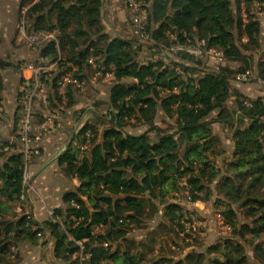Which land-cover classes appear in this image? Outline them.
Here are the masks:
<instances>
[{"label": "trees", "instance_id": "obj_1", "mask_svg": "<svg viewBox=\"0 0 264 264\" xmlns=\"http://www.w3.org/2000/svg\"><path fill=\"white\" fill-rule=\"evenodd\" d=\"M141 1L154 43L148 48L157 57L177 42L204 41L227 59L238 60L236 32L240 39L247 36L253 47L260 46L262 25L255 20L253 7L264 0ZM29 3L22 0L20 7ZM103 7V0H41L29 11L31 30L55 33L60 43L59 48L51 42L41 49L51 61L62 59L58 70L45 78L52 107L65 110L78 103L79 90L69 85L64 98L58 82L74 68V78L90 82L91 59L104 68V75H113V82L107 116L98 117L105 124L103 130L101 124L86 123L57 160L67 178L77 179L80 186L64 194L63 206L54 210L56 222L38 224L31 215L16 214L13 220H2L0 264L8 254H17L19 243L39 244L46 236L54 241V256L61 264H249L245 244L254 247L255 258L264 264V242H259L264 240V98L247 106L243 100L248 99L236 95L235 107L230 108L231 82L237 74L226 64L212 72L202 68L201 60L185 54L180 60L194 62V67L173 61L168 65L159 58L141 63L137 42L105 32ZM23 65L0 57V114L2 72ZM255 69L264 84V57ZM158 111L175 119V132L154 127ZM215 113L217 122L233 132L232 159L224 171L214 163L222 144L210 121ZM133 120L145 122L150 132L127 133ZM151 131L157 132L156 141ZM5 147L10 145L0 142V160ZM25 167L20 152L0 165V217L15 213L23 204ZM213 186L233 237L178 262L151 259L161 236L184 228L185 208L170 198L184 189L191 202L206 203ZM161 213L163 222L146 239L129 238L133 229H145ZM240 213L247 221H240Z\"/></svg>", "mask_w": 264, "mask_h": 264}, {"label": "rangeland", "instance_id": "obj_2", "mask_svg": "<svg viewBox=\"0 0 264 264\" xmlns=\"http://www.w3.org/2000/svg\"><path fill=\"white\" fill-rule=\"evenodd\" d=\"M30 2V0H29ZM122 11V9H121ZM253 14L255 16V20L259 21L262 25V34L260 37V46L259 47H253L252 44L249 43V39L247 36L240 39L239 34L236 32L237 37V45L240 48L241 52V59L233 60L228 58L225 62L226 66L231 67L236 72V77L241 74L242 70H249L251 77L246 82H238L233 79L231 82V92L233 94V97L230 99L228 105L230 108L235 107V103L237 102V96L240 95V97L247 98L248 100H256L258 98H264V84H262L256 73V65L259 62V60L264 57V2H257L253 7ZM245 15V14H244ZM247 17L245 15V22H247ZM31 23V22H30ZM129 24L126 22V25ZM105 32L107 31L106 27H104ZM109 35L111 37H118V31L115 28L108 29ZM126 40H134L137 42V44L142 48L139 54V60L141 63H145L148 61L149 57L156 58L153 52H150V48L148 44H145L134 38L133 36H130L128 34H124ZM15 38L12 46V42L4 43L0 46V56L7 60L8 62H12L13 64H31L36 63L38 60L37 53L39 52L38 49H31L29 48L25 42L21 41L19 42L20 37V15H18V21H17V30L15 33ZM17 36V40H16ZM12 38V39H13ZM10 39V41H12ZM173 40H176L175 37H172ZM143 47H147L146 50H144ZM16 51L13 52V49ZM27 56V57H20L19 55ZM25 54V55H23ZM183 54H175L171 53L170 58L173 62H177L182 65L194 67V62L189 61H183L180 60V56ZM197 59V58H196ZM202 62V68L205 70H212L214 69V62L211 60H208L206 58H198ZM198 60H196L197 62ZM196 64V63H195ZM13 69V68H12ZM16 69V68H15ZM94 71V68L90 70V74H88L90 78L88 89L85 90V92L82 93L81 99H78V108L79 109H68L70 110L69 119L74 124L77 125L79 123H97L101 124L100 128L103 130L105 124L102 123L98 117H101L102 115L107 116V110L109 107V97L107 92H109L111 87V82L109 81L110 78H103L100 77L98 74H96V71ZM13 71V70H12ZM9 72V71H8ZM4 77H7V81H4L5 83V92L9 96V94L14 97H16V88H15V82L13 80V73L9 72L8 74L3 73ZM128 84H131L132 81H127ZM17 86V84H16ZM237 95V96H236ZM18 94H17V108L16 110L11 107L10 110H7L5 105V114H3V118L0 117L1 123H0V142L1 143H8L10 147H5L4 149V157L1 158L0 165L3 164L7 158L6 154L7 152H13L11 149L16 151V148L19 147V143L17 141V131H13V110L16 111V119L18 120L20 117V107L18 103ZM66 110V109H65ZM67 111V110H66ZM99 115V116H98ZM104 117V116H103ZM218 114L215 113L211 116L210 121L212 122V128L214 131V134L219 136L222 140V144L218 146L217 152L220 153L218 157L214 158L215 165L220 168L222 171H224L225 165L232 159L233 154V132L229 130L226 126L223 124H220L217 122ZM18 122V121H17ZM145 122H137L136 120H133L130 122V125L125 129V131L132 135H142L144 133L150 132V127L148 125H144ZM72 125V127L74 126ZM176 122L175 119H171L167 117L164 113L161 111H158L156 114V118L154 121V127L158 128L162 131H176ZM16 133V134H15ZM71 136V135H70ZM150 137L153 141H156L157 139V132L151 131ZM70 138V137H69ZM13 139V141H11ZM68 141H66V144H68ZM12 142V144H11ZM18 150V149H17ZM43 153V152H42ZM42 158V156H41ZM41 158L34 159L29 167V174L31 175V178L33 176V164L41 162ZM40 168V166H39ZM32 183V180H31ZM185 186V184H184ZM213 195L210 201L206 203L198 202L193 203L191 202V198L189 197V194L183 189L181 193L174 195V197H171V201L173 203L182 204V206L185 208L186 218L183 221V229H175V233H169L166 232L167 235L161 236L157 242L156 248H155V255H151L152 257L156 258H168V260H173L174 262H178L182 259H184L189 253L192 252H198L203 253L206 252L207 249L211 246L223 243L226 239H231L233 236L232 229L227 225L225 218L222 215V206L217 204V201L219 199L217 190L215 186H213ZM31 192V191H30ZM32 193V192H31ZM87 200V199H86ZM9 207L13 208L15 205H12L11 203H7ZM237 211H240L238 207H235ZM12 210V209H11ZM16 215L26 216L30 215L29 207L22 213H10L9 214H3V217H0V222L2 220H13ZM240 215V221L245 222L247 219H245L244 215L242 213ZM162 221V213L154 220L148 221L146 223L145 229L143 230H136L133 229V231L129 234V238L132 240H143L146 239L149 233L154 230L159 224H161ZM3 230L2 227H0V231ZM97 232H100L98 230ZM50 240L49 237H45L41 239L39 242V245H41V249L36 250L34 247L27 243H19L16 248L17 254H8L7 257L4 259L3 264H24L23 260V251H28V258L30 260V257H32L31 253L32 251H36V255H40L43 261H51L54 262V259L49 257V255L45 254L46 247L42 246V243L46 244V241L48 242ZM54 242V241H53ZM259 242H264V240H260ZM41 243V244H40ZM257 244H259L257 242ZM247 255L249 256V264H263L259 262L254 255V247L249 246L245 244ZM26 249V250H25ZM29 249V250H28ZM33 259V258H32ZM26 260V261H27ZM56 263V262H55ZM26 264V262H25Z\"/></svg>", "mask_w": 264, "mask_h": 264}, {"label": "built area", "instance_id": "obj_3", "mask_svg": "<svg viewBox=\"0 0 264 264\" xmlns=\"http://www.w3.org/2000/svg\"><path fill=\"white\" fill-rule=\"evenodd\" d=\"M41 0H30L28 5L20 7V37L19 39L26 43L31 49L41 50L48 43L54 42L57 48L60 43L55 33H36L31 30L28 14L33 5H36ZM124 8L129 14V22L132 35L140 42L148 45H153L151 33L148 31V11L145 4L141 0H120ZM148 47V46H147ZM147 47H143L144 50ZM185 54L195 58H206L213 61L214 69L212 72H217L225 64L227 58L224 52L208 48L204 41L198 42L196 45L191 43L181 44L176 43L170 48L165 47L159 55L160 61L165 64H171L170 54ZM59 58L54 63H49L46 60L40 59L36 63L28 65V70L32 72V78L26 80L22 86L18 103L20 107V117L18 121V143L19 152L23 155L26 167L24 175L25 194L28 191H35L31 184V175L29 174L30 164L34 159L40 158L42 155L41 143L44 139L54 135L61 127L62 111L59 108L51 106L49 88L45 78L55 71L61 62ZM148 61H158L157 58L149 57ZM90 65L96 70L99 76L104 75V68L98 66L94 59L89 61ZM105 74L104 76H106ZM251 74H240L236 77L238 82H246L250 79ZM262 83V82H261ZM59 89L66 91L69 85H73L80 93L86 87V81H79L74 78V73L65 74L58 82ZM245 105L251 106V100H243ZM48 220L56 222L54 211H47ZM82 246V243H79Z\"/></svg>", "mask_w": 264, "mask_h": 264}, {"label": "crops", "instance_id": "obj_4", "mask_svg": "<svg viewBox=\"0 0 264 264\" xmlns=\"http://www.w3.org/2000/svg\"><path fill=\"white\" fill-rule=\"evenodd\" d=\"M103 2H104V7H103V12H102V15H103L102 23H103V26L106 27L107 29L106 33L109 34L108 29L115 28L118 31L119 38L125 39L124 34L133 36L132 31H131L130 22H129V14L127 10L124 8V6L122 5V3L120 2V0H103ZM21 3H22V0H0V34L3 38V42L8 43V44L12 42L11 43L12 46H13V42L15 38L14 35L17 30V21H18V15H20ZM126 22L129 24L126 25ZM10 39H12V41H10ZM16 40H17V36H16ZM19 42H20V39H19ZM55 47L57 48V46ZM41 51L42 50H39V52L37 53V57H38L37 60L43 59V60L48 61L49 63L56 62V61H51L48 57H43L41 54ZM13 52L16 53L14 49H13ZM19 56L27 57L26 55L22 56V54ZM25 64L21 66V68H18V69L9 68L2 72V75L4 72L5 74H8L9 72L13 73V80L15 82V88L17 92L16 97H14V95L11 96L10 94L8 96L5 91L2 92V100H3L2 105H3V112H4L3 114H5V107L7 110H10L11 107H13L16 110L17 94L19 96L24 82L32 78V72L28 70L27 68L29 64H27L26 66ZM58 68H59V65L55 69V71H57ZM91 69H93V66L91 67ZM55 71H53L52 73L54 74ZM76 71L77 69L74 68L70 72L75 74ZM100 77H103L105 79L110 78L109 81L111 83L113 82L112 74L108 73L106 76L103 75ZM3 78H4V81H7V77L5 78L3 75ZM86 82H87V85L86 87H84L83 92H85V90H87L89 86L88 85L89 82L88 81ZM4 87H5V84H4ZM59 92L64 98L66 97V94H67L66 91H61L59 89ZM82 93L75 92V95H77L76 96L77 101L78 99H81L80 95H82ZM107 94L109 97V92H107ZM78 105L79 104L77 103L74 107H72V109H79ZM59 109L62 111V115H63L62 120H61V127H59V130L54 135L42 141L41 148H42L43 153L41 155L42 158L40 157L41 162L33 164V167H32L34 173L32 176L31 184L34 187L35 191H31L32 193L28 191L27 194H25V199L23 200V204L21 205V207H18L16 211L18 213H22L23 210L25 211L29 207V212H30L32 219L38 224H42L48 220V215H47L48 210L54 211L63 206V196L67 191L73 190L80 186V183L77 179L70 180L67 178V176L64 174V171L58 164L57 160L53 161L43 171H41L42 167L45 164L53 160L65 146L71 143L73 136L86 124V123L85 124L79 123L77 125H74L69 119V115L71 113L70 110L66 109L67 110L66 111L62 107H59ZM16 113L17 112L16 111L14 112L13 110L14 122L12 125H13V131L14 130L15 132L17 131L16 136L18 138V130H17L18 122L17 121H19V119L18 120L16 119ZM3 114L2 113L0 114L1 118H3L4 116ZM0 123H1V120H0ZM72 125L74 126L72 127ZM67 140H69L68 144H66ZM11 141H13V139ZM11 151L13 152H7L6 154L7 157L12 155L14 152H19V148L16 151L11 149ZM31 245L36 250L41 249V245L39 244H35V245L31 244ZM42 246L46 247L45 254L49 255V257L51 256V258L54 259V262L52 263L51 261H43L39 254L36 255V251L29 252L31 253L32 257H30V260L29 259L27 260L28 251L26 252L23 251V260H25L24 264L25 262L26 264H61L55 259L54 242L51 238L50 240H48L46 244L42 243Z\"/></svg>", "mask_w": 264, "mask_h": 264}, {"label": "water", "instance_id": "obj_5", "mask_svg": "<svg viewBox=\"0 0 264 264\" xmlns=\"http://www.w3.org/2000/svg\"><path fill=\"white\" fill-rule=\"evenodd\" d=\"M68 146L69 145H67V146H65L62 150H61V152L53 159V160H51V161H49L47 164H45L43 167H42V170L41 171H43L49 164H51L53 161H55V160H58L65 152H66V150L68 149Z\"/></svg>", "mask_w": 264, "mask_h": 264}]
</instances>
